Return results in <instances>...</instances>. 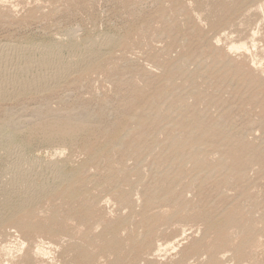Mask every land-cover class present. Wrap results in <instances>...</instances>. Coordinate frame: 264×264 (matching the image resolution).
I'll return each mask as SVG.
<instances>
[{
  "label": "rangeland",
  "instance_id": "rangeland-1",
  "mask_svg": "<svg viewBox=\"0 0 264 264\" xmlns=\"http://www.w3.org/2000/svg\"><path fill=\"white\" fill-rule=\"evenodd\" d=\"M87 38L0 96V264H264V0H0V66Z\"/></svg>",
  "mask_w": 264,
  "mask_h": 264
},
{
  "label": "bare ground",
  "instance_id": "bare-ground-1",
  "mask_svg": "<svg viewBox=\"0 0 264 264\" xmlns=\"http://www.w3.org/2000/svg\"><path fill=\"white\" fill-rule=\"evenodd\" d=\"M260 27V26H259ZM261 31V30H260ZM252 32V31H251ZM259 32V31H258ZM255 34V33H254ZM106 36V35H104ZM103 36V38H104ZM101 37V36H100ZM107 38V37H106ZM104 38V40L106 39ZM98 39V38H97ZM88 40V38H87ZM83 41V40H82ZM96 42V40H94ZM93 41V42H94ZM109 41V40H108ZM107 41V42H108ZM206 41V40H205ZM86 42V41H85ZM88 42L90 43L91 41L88 40ZM94 42V43H95ZM98 42V41H97ZM102 42V39L100 40L99 43ZM111 42V41H110ZM75 43V42H74ZM255 43V41H254ZM77 44V43H76ZM107 44V43H106ZM243 44V43H241ZM240 44V45H241ZM21 45V44H20ZM55 45V44H54ZM84 46L86 44H83ZM105 45V44H104ZM104 45H97L93 44L89 46H86V53L87 55H85L84 53V57L81 59V62L80 59H79V63H72L71 61L68 62L66 60H64L60 55H56L54 57H48L47 55L43 56V52H46L44 51L45 50V46L42 48V47H35V46H38V45H35L33 47H29L28 49L26 48L25 50H18L16 55L14 56V58L12 57L11 59H9L8 61L5 60L1 66H0V96H4L7 94H10L11 92H13V94L17 93L18 91H22L23 90H26L27 88H31L33 87L34 90H37V91H41L43 92V89L45 90L46 87L50 86L51 85H54L55 83L57 84H60L58 83L59 81L62 80L63 77H66L74 72H76L77 70H81L82 67H88L90 66L93 62H95L96 59H99V57H101V55H103L102 53H104L103 51V46ZM116 45V44H115ZM32 46V45H31ZM42 46V45H41ZM245 46V44H243L242 46H234L232 48H241ZM12 47V46H10ZM15 46H13L14 48ZM17 47V46H16ZM15 47V48H16ZM69 47H74V44L73 46L70 45ZM80 46L76 47L79 49ZM106 46H104L105 48ZM231 47V46H230ZM24 48V47H23ZM58 48V47H57ZM61 48V47H60ZM81 48V47H80ZM18 49V48H17ZM69 49V48H68ZM7 50V49H6ZM5 50V51H6ZM13 50V49H12ZM60 50V49H59ZM85 50V49H84ZM10 51V50H9ZM15 51V50H14ZM12 51V52H14ZM31 51H37L39 52L38 54L40 55V53H42V56L41 57H37V56H32V55H29L28 53L31 52ZM49 51V49H48ZM57 51V50H55ZM61 51V50H60ZM65 51V49H64ZM238 51V50H237ZM245 51V50H244ZM1 52V51H0ZM3 52V51H2ZM58 52V51H57ZM72 52V50H71ZM106 52V51H105ZM51 53H52V49H51ZM56 53V52H55ZM54 53V54H55ZM61 53V52H60ZM76 54V52H73ZM12 54V53H11ZM15 54V53H14ZM34 54V53H33ZM46 54V53H45ZM67 54V52H66ZM65 54V56H66ZM69 54V53H68ZM72 54V53H71ZM73 54V55H75ZM101 54V55H99ZM106 54V53H105ZM49 55V54H48ZM81 52H80V56H81ZM70 56V55H69ZM76 56V55H75ZM78 56V55H77ZM79 56V57H80ZM249 56V55H248ZM8 57V56H7ZM68 57V56H67ZM3 58V57H2ZM9 58V57H8ZM73 59V58H71ZM4 60V59H3ZM102 62V61H101ZM211 62V61H210ZM252 62V61H251ZM1 63V61H0ZM92 66V65H91ZM180 66V65H179ZM175 67V66H174ZM213 68V67H212ZM94 69V68H93ZM64 80V79H63ZM63 82V81H62ZM54 83V84H53ZM49 88V87H48ZM50 89V88H49ZM32 89V91H34ZM47 91V90H46ZM25 92V91H24ZM23 92V93H24ZM27 92H31L30 89L29 91ZM36 92V91H35ZM20 93V92H19ZM37 93V92H36ZM11 94V95H13ZM10 95V96H11ZM21 95V93L19 94ZM17 96V95H16ZM15 96V97H16ZM9 97V96H8ZM13 97V96H12ZM14 97V98H15ZM5 99H9L11 100L10 98H7L5 97ZM13 99V98H12ZM60 127V126H59ZM60 129V128H59ZM62 130V129H61ZM57 132V131H56ZM65 132V131H64ZM5 136V135H4ZM10 139V138H9ZM201 139V138H200ZM197 140V139H196ZM195 140V142H196ZM199 141V140H198ZM197 141V142H198ZM211 143V142H210ZM20 150V149H19ZM7 151V150H6ZM24 151V150H23ZM3 155V154H2ZM5 155H8V154H5ZM60 156V155H58ZM10 157V156H9ZM198 158V157H197ZM196 158V159H197ZM7 161V160H6ZM7 163V162H6ZM42 163V162H41ZM199 163V161H198ZM46 164V163H45ZM49 164V163H48ZM51 165L53 163H50ZM42 165V164H41ZM54 165V164H53ZM5 166V165H4ZM45 166V165H44ZM55 166V165H54ZM57 166V165H56ZM53 167V166H52ZM61 167V166H60ZM9 170H11V174L10 175H6L4 178H6V180L3 182V187H4V190L7 189V187L9 186V184H13L12 187L14 188V190L16 189L17 192H20V194H22V198L24 199H21V200H24V204L25 206L23 207H27L26 205H29V203H32L34 202L36 199H38L40 196L42 197V195H46L45 193L49 192V191H52V187H50L49 185L51 184H46V182H44L43 180V183L39 184L38 186L34 187V184L33 186L29 187V188H25V189H21L19 188V185H23V179L21 178L22 176L29 179V177H31V175L29 174V170L28 168H26L23 163H22V158L17 155V157L11 162V164L9 165ZM56 168V167H55ZM40 169V168H39ZM45 169V168H44ZM47 169V168H46ZM45 169V170H46ZM48 169H50L51 171V175L52 173L55 172L56 169L54 168H51L50 166H48ZM59 169V167L57 168ZM62 169V168H61ZM3 170V169H2ZM32 170V169H31ZM5 173V172H4ZM7 173V172H6ZM15 173H19L20 175H22L20 178H16L14 180V177L12 174L15 175ZM59 174V173H58ZM55 173V175L53 176V178H61L62 174L58 175ZM66 174V173H65ZM70 174V173H69ZM74 174V173H73ZM2 176V175H1ZM17 176V175H16ZM48 176V175H47ZM46 176V177H47ZM69 176V175H68ZM67 176V177H68ZM74 177V176H73ZM2 179V177H0ZM3 178V180H4ZM71 178V177H70ZM69 178V179H70ZM0 179V180H1ZM42 179V178H41ZM48 179V178H47ZM46 179V180H47ZM56 179V180H58ZM68 179V178H67ZM25 180V179H24ZM2 181V180H1ZM53 181V180H52ZM61 181V180H60ZM28 182V181H27ZM27 182H25L27 184ZM58 182V181H57ZM56 182V183H57ZM67 182V181H66ZM62 183V181H61ZM72 184V183H71ZM17 185V186H16ZM29 185V184H28ZM53 186H54V183H53ZM25 187V186H24ZM58 186L56 185V188ZM1 188V187H0ZM9 188V187H8ZM55 188V189H56ZM3 188H1L2 190ZM9 191H10V188H9ZM8 191V192H9ZM72 191V190H71ZM70 191V192H71ZM66 192V191H65ZM69 192V193H70ZM48 194V193H47ZM38 201V200H36ZM40 201V199H39ZM22 203V202H21ZM19 205V203H18ZM22 206V204H20ZM20 206V207H21ZM17 207V206H16ZM22 208V207H21ZM229 214V212H228ZM12 215V214H11ZM15 215V214H14ZM8 216V215H7ZM11 217V216H10ZM9 217V218H10ZM7 220V219H6ZM231 221V220H230ZM16 222V221H15ZM14 222V223H15ZM25 222V221H24ZM27 222V221H26ZM20 223H23L22 221ZM18 224V223H17ZM24 224V223H23ZM20 225V224H19ZM21 226V225H20ZM255 229V228H254ZM183 235V233H182ZM179 237V236H178ZM226 250V249H225ZM226 252V251H225ZM200 260V259H199Z\"/></svg>",
  "mask_w": 264,
  "mask_h": 264
}]
</instances>
